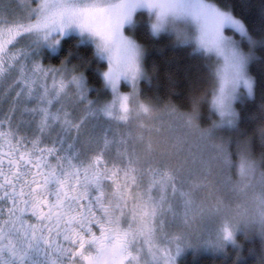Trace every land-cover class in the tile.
<instances>
[{"label":"snow or ice","instance_id":"6c2138e0","mask_svg":"<svg viewBox=\"0 0 264 264\" xmlns=\"http://www.w3.org/2000/svg\"><path fill=\"white\" fill-rule=\"evenodd\" d=\"M188 252L264 264V0H0V264Z\"/></svg>","mask_w":264,"mask_h":264},{"label":"trees","instance_id":"16d2710c","mask_svg":"<svg viewBox=\"0 0 264 264\" xmlns=\"http://www.w3.org/2000/svg\"><path fill=\"white\" fill-rule=\"evenodd\" d=\"M246 2H247V0H236L237 4H244ZM251 2L258 3L259 0H251ZM161 43H163V42H161ZM172 57H173L172 52L168 51L166 49L159 51V52H154L152 54V56L149 57L150 60L155 59L161 65V69H162L161 74H160L161 87H160L159 91H160V95H162V96L164 95V88H163V84H162L163 72H164V69L167 67L165 65V58H172ZM175 59L178 62H183L185 59L184 53L183 52H177ZM173 67H174V65H173ZM91 83H95V81H91ZM142 86L145 88V94L146 95L152 94L153 89L149 88L146 83L143 84ZM182 259H183V264H212V257L207 255V254H200L197 256H193L191 252H188L187 255L185 257H183Z\"/></svg>","mask_w":264,"mask_h":264},{"label":"rangeland","instance_id":"374dc122","mask_svg":"<svg viewBox=\"0 0 264 264\" xmlns=\"http://www.w3.org/2000/svg\"><path fill=\"white\" fill-rule=\"evenodd\" d=\"M15 3H17V5H20L23 3V0H14ZM124 91H128L129 89L125 88L123 89ZM145 119L147 120V117H145Z\"/></svg>","mask_w":264,"mask_h":264}]
</instances>
